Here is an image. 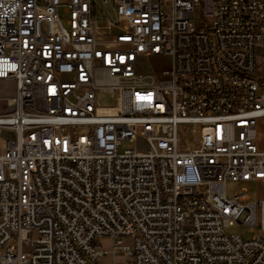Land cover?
Wrapping results in <instances>:
<instances>
[{
    "label": "built area",
    "instance_id": "obj_1",
    "mask_svg": "<svg viewBox=\"0 0 264 264\" xmlns=\"http://www.w3.org/2000/svg\"><path fill=\"white\" fill-rule=\"evenodd\" d=\"M263 60L264 0H0V264H264Z\"/></svg>",
    "mask_w": 264,
    "mask_h": 264
},
{
    "label": "rangeland",
    "instance_id": "obj_2",
    "mask_svg": "<svg viewBox=\"0 0 264 264\" xmlns=\"http://www.w3.org/2000/svg\"><path fill=\"white\" fill-rule=\"evenodd\" d=\"M64 16V14H63ZM114 18V16H113ZM170 60L161 58V57H152L150 59H140L139 69L145 74H149L152 70L160 72L162 69L169 67ZM264 67V60L262 61ZM15 95V83L13 81H0V114L7 112L9 109V100L12 99ZM97 104L100 107H111L115 104V96L113 93H99L97 95ZM189 130V127H185ZM185 141L190 143V136L187 134ZM134 144L125 141L122 144L121 151L125 149H133ZM236 190L234 183L228 182L227 184V196L231 198ZM249 197L251 200H254L255 191L251 190ZM227 233L238 235L245 240L251 239L253 236L260 235L261 231L257 226L254 225H241L236 224L235 226L229 228ZM129 244V242H126ZM99 246L98 250L102 251H112L114 242L110 239H99L97 241ZM120 252L118 251V254ZM122 258L118 257V261H121ZM105 261H110V259H105Z\"/></svg>",
    "mask_w": 264,
    "mask_h": 264
},
{
    "label": "crops",
    "instance_id": "obj_3",
    "mask_svg": "<svg viewBox=\"0 0 264 264\" xmlns=\"http://www.w3.org/2000/svg\"><path fill=\"white\" fill-rule=\"evenodd\" d=\"M257 142L261 150H264V118L259 119L257 126Z\"/></svg>",
    "mask_w": 264,
    "mask_h": 264
},
{
    "label": "bare ground",
    "instance_id": "obj_4",
    "mask_svg": "<svg viewBox=\"0 0 264 264\" xmlns=\"http://www.w3.org/2000/svg\"><path fill=\"white\" fill-rule=\"evenodd\" d=\"M10 103H12V102H10ZM1 143H2V142L0 141V145H1Z\"/></svg>",
    "mask_w": 264,
    "mask_h": 264
}]
</instances>
